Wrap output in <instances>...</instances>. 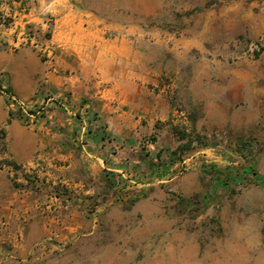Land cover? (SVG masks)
I'll return each mask as SVG.
<instances>
[{
    "label": "rangeland",
    "instance_id": "374dc122",
    "mask_svg": "<svg viewBox=\"0 0 264 264\" xmlns=\"http://www.w3.org/2000/svg\"><path fill=\"white\" fill-rule=\"evenodd\" d=\"M29 13L40 22L13 28ZM65 15L81 27L104 28L110 38L124 37L133 50L153 58L161 81L173 87L174 107L156 125H166L177 138L191 133L194 148L170 169L150 174L148 181L166 195L158 219L167 224L146 232L141 215L135 221L125 216L106 231L99 200L90 198L74 237L53 231L28 258L42 255L43 261L32 260L37 264H264V185L250 174L226 184L245 159L264 175V0H0V49L48 45L57 19ZM43 105L29 109L45 110ZM156 138L151 132L140 146L149 153ZM158 153L157 161L170 155L163 149ZM182 164L197 174L190 188L177 186L185 171L168 179L169 171ZM139 176L125 171L122 186L135 185ZM95 217L96 231L90 233ZM139 222L138 241L115 247L123 228L128 235ZM106 240L116 252L108 259L105 249L92 247ZM61 253L67 261H61Z\"/></svg>",
    "mask_w": 264,
    "mask_h": 264
},
{
    "label": "crops",
    "instance_id": "0c3cea01",
    "mask_svg": "<svg viewBox=\"0 0 264 264\" xmlns=\"http://www.w3.org/2000/svg\"><path fill=\"white\" fill-rule=\"evenodd\" d=\"M28 17L16 19L13 28L41 20L32 13ZM57 20L47 41L54 48V67L32 44L0 49V85L10 88L17 102L9 106L0 90V160L19 165L0 167V241L10 246L0 244V264H37L32 260L42 255L28 257L53 231L74 237L90 198L99 200L106 231L125 216L135 221L141 215L146 232L168 223L158 219L166 195L148 180L157 151H171L184 141L166 125H156L174 111L173 87L161 81L153 58L133 50L126 38L81 27L67 15ZM20 103L28 109L45 104L46 111L28 124ZM151 132L157 138L147 153L140 144ZM125 171L141 175L135 185L122 186ZM197 182L196 172L185 171L177 186ZM96 220L90 233L96 231ZM140 224L128 235L124 227L115 247L138 241ZM112 244L106 240L92 247L105 249L108 259L116 255ZM67 258L61 253L62 262Z\"/></svg>",
    "mask_w": 264,
    "mask_h": 264
},
{
    "label": "trees",
    "instance_id": "16d2710c",
    "mask_svg": "<svg viewBox=\"0 0 264 264\" xmlns=\"http://www.w3.org/2000/svg\"><path fill=\"white\" fill-rule=\"evenodd\" d=\"M50 35V34H49ZM260 54L259 50H256V55L258 56ZM45 58V57H43ZM9 91H11L10 88H8ZM35 111V110H34ZM13 112L11 111V114ZM179 138L186 140L184 143L180 144L177 148L173 149L170 151V155L169 158L167 160H161L159 159L157 162H155L153 164V169H155L157 172L160 168L163 167V170L166 171L168 169H170V165L176 161L177 159L181 158V156H183V154L188 151L191 150L192 148H194V141L195 139L191 137V133L183 131L179 134ZM158 157L160 158V154L158 153ZM247 158V157H246ZM4 162H6L7 164L12 165L15 168H18L19 165L16 164L13 161L10 160H3ZM245 163H243L241 165V169L239 173L231 176L229 175V178L231 179V181L229 183H226V180L221 179L220 182L221 184L226 183L228 185L231 184L232 181L234 182H242V180L244 178H246L249 174L252 176V178L259 184H263L264 185V175L260 174L255 166L254 163H252L249 159H245L244 160ZM0 162H2L0 160ZM229 179V180H230Z\"/></svg>",
    "mask_w": 264,
    "mask_h": 264
},
{
    "label": "built area",
    "instance_id": "2783aa9c",
    "mask_svg": "<svg viewBox=\"0 0 264 264\" xmlns=\"http://www.w3.org/2000/svg\"><path fill=\"white\" fill-rule=\"evenodd\" d=\"M30 39L33 38L32 36L29 37ZM42 51L44 52L43 57H45L44 59H47L51 65L50 68L54 67L53 61H54V49L51 45H46L44 47L41 48ZM0 90L3 94H5V96L7 97V101L9 106H14L15 104H17L16 102V98L14 96V93L12 91L8 90V87H3L2 85H0ZM50 100H54V97H49ZM20 108H21V112L24 115V119L26 121V123L28 124H34L36 121V118L38 116V113L40 112H45V110H38V111H33L31 109H28L24 104L20 103ZM43 108H45V105H43ZM2 136V135H1ZM2 162H0V167L3 166L6 162H4L3 160H1ZM7 164V163H6ZM186 170V167L184 166V164H182L181 166H179L177 168V171H174L172 169V171H169L168 173V179H172L178 175H180L181 173H183Z\"/></svg>",
    "mask_w": 264,
    "mask_h": 264
}]
</instances>
